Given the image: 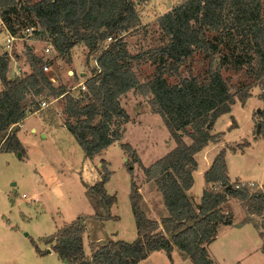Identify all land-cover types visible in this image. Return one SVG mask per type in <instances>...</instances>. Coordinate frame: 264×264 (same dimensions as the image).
Masks as SVG:
<instances>
[{"label": "trees", "instance_id": "trees-1", "mask_svg": "<svg viewBox=\"0 0 264 264\" xmlns=\"http://www.w3.org/2000/svg\"><path fill=\"white\" fill-rule=\"evenodd\" d=\"M144 1L0 0V16L11 34L26 37L24 30L32 28L28 35H43L57 55L67 57L68 61L72 60L73 48L80 43L96 62L92 75L85 81L87 90L79 88L74 93L67 85L53 82L43 69L46 62L32 46H27L26 53L31 71L14 77H9L8 53L0 52V151L24 154L15 126L40 111L42 101L58 99L64 101L65 126L85 157L93 159L121 141L125 129H116L114 120L125 116L121 98L132 89L150 96L152 112L161 116L176 143L149 166L143 164L130 143H121L130 159L126 166L131 174L130 201L138 237L133 242L108 241L88 255L85 239V235L89 236L88 218L116 219L112 207L118 197L106 188L112 171L102 159L100 179L93 184L85 183L95 201L96 213L80 215L43 239L46 244H52L51 248L64 264H138L157 250H165L171 258L175 247L188 254L194 264H214L208 246L217 237L221 224L232 222L222 208L229 199H236L249 215L263 217L262 225L256 227L264 239V187L258 182H231L227 148L219 151L205 172L206 187L200 204L189 195L198 169L196 154L224 135V132H212L217 119L230 113L237 101L245 105L254 87L260 88L259 99L264 103V0L179 3L157 18L162 44L148 51L156 67L153 78L141 82L133 63L141 55L128 50L125 38L140 28L137 4ZM211 33L217 34L220 42L214 41ZM109 37L112 41L105 43ZM225 40L243 48V61L249 63L246 74L251 81L236 92L231 91L230 80L222 73L227 57L215 64L220 43ZM198 51L210 59L206 78L183 76L182 65ZM236 63L240 66L239 61ZM172 77L178 81L171 83ZM258 114L260 134L264 136V107ZM249 145L248 141L244 146ZM135 165L141 167L147 181L156 182L163 196L169 216L161 221L150 219L142 208L143 196L135 180ZM33 243L39 253L47 252Z\"/></svg>", "mask_w": 264, "mask_h": 264}, {"label": "rangeland", "instance_id": "rangeland-1", "mask_svg": "<svg viewBox=\"0 0 264 264\" xmlns=\"http://www.w3.org/2000/svg\"><path fill=\"white\" fill-rule=\"evenodd\" d=\"M183 1L146 0L137 4L141 26L128 34L125 41L133 55H141V58L133 60L141 82L151 80L156 67L150 60L148 51L162 44L163 36L159 31L157 18ZM5 26L0 16L1 53L5 51L7 40ZM210 36L214 41L220 42L217 34L211 33ZM28 45L32 46L34 52L48 64L46 72L52 77L53 82L56 85H67L74 93L78 92V85L92 75V69L96 66L93 56H89L88 48L83 44L78 43L73 48L72 60L68 61L67 57L58 56L53 48L49 52L46 51L50 44L43 35L27 33L26 37L14 42L8 53L9 74L13 77L22 74L18 73L19 69L23 73L31 71L26 56ZM244 53L243 48L236 44H228L225 40L221 41L219 53L215 57V64L221 63L223 56L228 59L222 64V73L230 80L232 92H236L242 85L251 81L246 74L249 63L243 61ZM236 61L240 62V66ZM209 63L210 59L204 52L198 51L182 65L181 73L183 76L192 74L205 79ZM169 81L175 83L178 78L172 77ZM1 84L0 81V87ZM252 93L245 105L237 101L232 106L231 114L225 115L224 120L217 124L218 129L227 130L226 122L232 124L236 118L233 125L237 123L240 127L227 140L225 139V143L227 142L225 148L231 150L228 155L230 166L228 174L233 183L244 179L246 182L252 179L261 180L262 177L264 180V170L262 172L264 136L257 133V125L261 120L258 109L262 110L264 103L259 99L261 93L259 87H254ZM122 97V112L126 114L115 118L114 127L125 131L120 143L109 148L104 157L112 162L113 169V177L107 188L109 192L117 193L120 206L124 208L130 199L128 178L131 174L126 166L130 159L122 149L121 143H130L146 166L170 151L171 147L168 145L170 132L161 116L152 112L149 105L150 96L145 97L132 89ZM63 104V100L51 101L49 106L28 115L24 120L18 132V137L25 148L24 154L0 151V264H64L56 252L48 253V247L52 244L47 247L43 239L53 235L57 228L72 219L95 211L89 203L92 197L85 183L93 180L102 167L97 163L102 164V160H89L85 157L82 147L64 124L66 115L63 113ZM45 123L50 128L43 132L42 125H45V129L47 127ZM32 128H36V131H32ZM47 131L48 134L43 137V133ZM185 139L190 142L189 138ZM221 140L222 137L219 141ZM248 141L250 145L245 147ZM144 177L141 167L135 165V180L138 185ZM237 203L240 204L237 201L236 204L232 202L228 206L232 208L227 210L230 212L223 209L231 218V224L238 223L233 212L238 206ZM245 213L246 219L262 225L263 217L249 215L246 210ZM88 227L89 236L85 235L87 249L89 245L86 237H89L90 244H93L91 239L97 230L91 219ZM34 241L40 250L47 252L39 253Z\"/></svg>", "mask_w": 264, "mask_h": 264}, {"label": "crops", "instance_id": "crops-1", "mask_svg": "<svg viewBox=\"0 0 264 264\" xmlns=\"http://www.w3.org/2000/svg\"><path fill=\"white\" fill-rule=\"evenodd\" d=\"M9 77H13V75L9 74ZM1 89H2V84L0 90ZM229 114H231V112L220 116L215 122L212 129L213 133L224 132V135L222 136V140L218 142L209 143L205 148H203L201 151H199L196 154V159L198 161V169L194 172V184L192 188L189 190V195L198 205L200 204L203 190L206 187V182L204 177L205 172L210 168L211 164L213 163L219 151L223 147H226L227 142L225 143V139L227 140L228 137L233 132L239 130L240 128L237 123L234 125V127H232L233 123L230 124L229 121L227 122L225 121L227 130L218 129V125H217L218 122L224 120L223 119L224 116ZM24 120L18 126H15V128L18 129V132L21 129ZM234 120L236 121V118ZM48 128H50V126H47L45 129V125H42V129H44L43 132L48 130ZM32 131H36V128H32ZM48 132L49 131H47V133H43L44 134L43 137H45L48 134ZM168 138H169L168 145L169 147H171L170 150H172L175 147V142L171 138V135ZM240 139H242V137H240ZM117 143H120V141L115 142L114 144L106 148L101 154H98L93 158L94 160H102V159L106 160V162H108L109 169L112 171L111 178L106 183V188L108 187L109 183L112 180L113 169H112V162L109 159L105 158L104 156L105 154H107L109 148H111L113 145ZM227 151L228 154H226V158L228 162V172H229L230 166H229L228 155L231 150L228 148ZM97 164L99 166L102 165L100 163ZM263 170H264V163L262 165V172ZM100 172L101 169L99 168V171L96 173L93 180L87 183L93 184L98 179H100ZM128 180H129L128 194L130 198L131 176H129ZM250 181L258 182L260 185L264 186L263 177L261 178V180L252 179ZM241 182H246V179L241 180ZM139 187L143 195L142 207L146 212V215L150 219L157 221H161L163 218L168 217L169 211L165 206L163 196L160 190L158 189L156 182L154 180L147 181L144 177L143 181L139 183ZM107 191L110 194L117 195L116 192H109L108 188ZM232 202L236 204L237 201L234 199H229L227 202H225L222 205V208L226 211L231 210L232 208L228 206L232 204ZM89 203L92 207H94L95 211L89 212L90 214L88 215L95 214L97 211L95 201L91 199ZM99 212H103V211L99 208ZM233 212L236 220H238V223L230 224V225L221 224L217 237L208 246L209 254L214 260V264H264V252L262 250L264 239L260 236V231L256 227V223L251 219H246L245 210L240 206V204ZM112 214L116 216V219L98 220L94 218H88L87 220L88 225H89V220L91 219L93 220V224L96 227L95 229L98 230V231L97 230L94 231L93 233V237H92L93 239H91L93 244H90V238L88 240L87 244L89 245V247L88 249L86 248V252L88 255H91L94 249H98L108 241L116 242L118 240H125L128 242H133L138 237V229L130 199L129 202L126 203L125 207L122 208L120 206V199L118 198L117 203H115L112 207ZM113 224L116 225L114 226ZM48 245L49 244H47V247ZM48 248H49L48 253L55 252L51 248V246ZM138 264H194V263L192 262L188 254L180 250L178 247H175L172 251L171 258L168 256L165 250H157L152 252L146 259L140 261Z\"/></svg>", "mask_w": 264, "mask_h": 264}, {"label": "built area", "instance_id": "built-area-1", "mask_svg": "<svg viewBox=\"0 0 264 264\" xmlns=\"http://www.w3.org/2000/svg\"><path fill=\"white\" fill-rule=\"evenodd\" d=\"M31 31H32V28H27V29L24 30L23 33L27 34V33H31ZM20 38L23 39L24 36L21 37V36H19V35H13V34H11L9 31H7V40H6L5 51H4V52L9 53L10 50H11V48H12V46H13V44H14V42H15L16 40H19ZM107 41L111 42V41H112V37H109V38L107 39ZM51 48H52V47H51V45H50L49 47L46 48V51L49 52V51L51 50ZM48 68H49V67H48V64H45L44 67H43L44 71H47ZM18 73H19V74L22 73L21 70H19ZM78 87L81 88L82 91H86V90H87V88H86V86H85V82H81V83L78 85ZM49 105H50V102L42 101V103H41V109H44L45 107H47V106H49ZM36 113H37V112H36Z\"/></svg>", "mask_w": 264, "mask_h": 264}, {"label": "water", "instance_id": "water-1", "mask_svg": "<svg viewBox=\"0 0 264 264\" xmlns=\"http://www.w3.org/2000/svg\"><path fill=\"white\" fill-rule=\"evenodd\" d=\"M86 73H84V75H85ZM261 109L259 108L258 109V111H260ZM208 128H210V125H208ZM260 129H261V124L260 123H258V125H257V133H260ZM231 186V185H230Z\"/></svg>", "mask_w": 264, "mask_h": 264}]
</instances>
